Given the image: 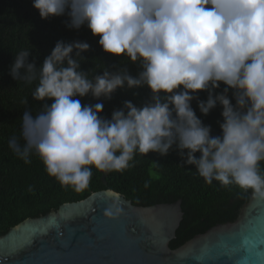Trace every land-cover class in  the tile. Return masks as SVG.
<instances>
[{
    "label": "clouds",
    "instance_id": "1",
    "mask_svg": "<svg viewBox=\"0 0 264 264\" xmlns=\"http://www.w3.org/2000/svg\"><path fill=\"white\" fill-rule=\"evenodd\" d=\"M33 7L42 19L67 15L68 28L86 25L105 53L138 63L141 71L134 77L123 68L104 70L90 78L80 68L90 45L81 41H58L39 68L29 51L19 52L11 77L38 80L33 99L52 101L35 115L23 114L18 155L25 163L35 153L49 176L80 193L92 168L123 172L137 153L166 156L175 145L183 164L206 183L264 199V0H33ZM125 86H147L150 101L139 107L125 101L105 119L102 103L75 99H111ZM201 91L208 92L206 101L198 99ZM194 99L204 115L222 106L220 135L198 118ZM124 214L119 199L103 211L108 220ZM48 225L60 227L55 218Z\"/></svg>",
    "mask_w": 264,
    "mask_h": 264
},
{
    "label": "trees",
    "instance_id": "2",
    "mask_svg": "<svg viewBox=\"0 0 264 264\" xmlns=\"http://www.w3.org/2000/svg\"><path fill=\"white\" fill-rule=\"evenodd\" d=\"M68 22L67 15L42 19L33 7V0H0V235L27 218L57 210L63 203L83 200L104 189L115 190L136 205L182 199L184 218L171 241L172 248L217 224L235 221L252 191H244L235 185L221 186L217 181L206 183L194 166L183 164L175 145L166 156L154 152L146 156L137 153L130 167L123 172H102L92 168L89 187L80 193L61 186L49 176L35 153L29 157L30 163H25L18 155L25 144L21 133L24 112L35 115L44 104L52 102L33 99L38 80L28 83L23 79L14 80L9 74L19 52L29 51V62H35L39 68L58 41H81L90 45L88 51L81 53L84 59L80 61L81 70L89 72L90 78L104 70L115 72L123 68L134 77L141 71L138 63L105 53L98 44L99 37L93 36L86 25L71 29L66 26ZM224 88L225 85L221 84L214 94ZM151 95L147 86L131 89L125 86L118 88L111 99H97L91 94L75 99H79L82 105L102 103L100 116L110 119L114 110L123 108L125 101L139 107L149 102ZM196 95L199 100L206 101L208 92L201 91ZM228 95L232 99V90ZM232 103L235 104L234 99ZM191 106L203 124L211 126L212 136L221 134L222 106L218 104L207 115L200 112L197 99L191 102ZM13 141L15 143L10 146ZM260 169L264 173V162H261ZM146 183L148 187H145Z\"/></svg>",
    "mask_w": 264,
    "mask_h": 264
},
{
    "label": "water",
    "instance_id": "3",
    "mask_svg": "<svg viewBox=\"0 0 264 264\" xmlns=\"http://www.w3.org/2000/svg\"><path fill=\"white\" fill-rule=\"evenodd\" d=\"M113 199L121 201L125 214L108 220L103 211ZM262 211L264 199L251 192L235 221L217 224L172 248L184 218L182 199L136 205L123 194L104 189L11 227L0 235V264H216L239 256L234 246L245 236L258 234ZM52 218L59 229L49 227ZM32 228L36 231L27 235L23 246L12 250L19 239L16 234ZM260 249L264 246L251 251L257 264Z\"/></svg>",
    "mask_w": 264,
    "mask_h": 264
},
{
    "label": "snow or ice",
    "instance_id": "4",
    "mask_svg": "<svg viewBox=\"0 0 264 264\" xmlns=\"http://www.w3.org/2000/svg\"><path fill=\"white\" fill-rule=\"evenodd\" d=\"M258 219L260 220L258 234L254 236H245L241 243L234 246L233 251L237 252L239 256L235 259L217 261L216 264H257V262L252 260L250 257L254 246H258L259 248L260 246H264V211L259 214ZM33 231H36V229L32 228L30 230H26L24 235L16 234L19 239L17 242L13 243L12 250H14L16 246H23V244L27 241V235ZM260 262L261 264H264V249H260Z\"/></svg>",
    "mask_w": 264,
    "mask_h": 264
}]
</instances>
